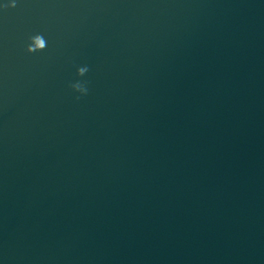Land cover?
Returning a JSON list of instances; mask_svg holds the SVG:
<instances>
[{
    "label": "water",
    "instance_id": "water-1",
    "mask_svg": "<svg viewBox=\"0 0 264 264\" xmlns=\"http://www.w3.org/2000/svg\"><path fill=\"white\" fill-rule=\"evenodd\" d=\"M11 2L0 264H264V0Z\"/></svg>",
    "mask_w": 264,
    "mask_h": 264
},
{
    "label": "clouds",
    "instance_id": "clouds-1",
    "mask_svg": "<svg viewBox=\"0 0 264 264\" xmlns=\"http://www.w3.org/2000/svg\"><path fill=\"white\" fill-rule=\"evenodd\" d=\"M15 2L12 0L11 3H8L6 5H3V7H14ZM30 42L26 45V51L29 53L37 52L45 49L47 47V42L45 38L40 35H32L29 37ZM88 67L86 65L79 66L76 68V75L79 77L84 76L88 72ZM87 81H81V80H75L69 84V87L76 93H79L80 95L76 97V99H79L80 96L87 95L88 93V87H87Z\"/></svg>",
    "mask_w": 264,
    "mask_h": 264
}]
</instances>
